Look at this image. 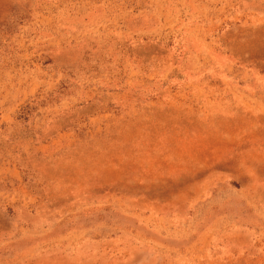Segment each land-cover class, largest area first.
<instances>
[{"label": "rangeland", "instance_id": "rangeland-1", "mask_svg": "<svg viewBox=\"0 0 264 264\" xmlns=\"http://www.w3.org/2000/svg\"><path fill=\"white\" fill-rule=\"evenodd\" d=\"M0 264H264V0H0Z\"/></svg>", "mask_w": 264, "mask_h": 264}]
</instances>
